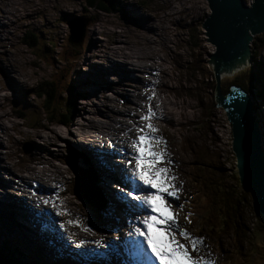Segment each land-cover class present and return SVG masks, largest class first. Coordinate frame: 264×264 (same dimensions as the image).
<instances>
[{"label":"rangeland","instance_id":"obj_1","mask_svg":"<svg viewBox=\"0 0 264 264\" xmlns=\"http://www.w3.org/2000/svg\"><path fill=\"white\" fill-rule=\"evenodd\" d=\"M117 1L123 4V8L120 5H112V11L108 12L88 7L87 0H0V56L2 52L3 54L7 53V59L4 61L0 59V61L8 67L14 79L23 84L24 89L21 96L23 98L26 97L24 99L18 97L20 90H17L19 91L18 93H13L7 87L6 82L0 79V180H5V175L12 179H6L7 185L3 182L0 183V200L9 197H18L20 199L21 192L24 193L30 190L37 193L36 201L42 196L47 197L48 195L51 198L53 197L52 189L59 186V191L54 198L58 207L61 210L66 208V197L69 202L71 201V206L73 205L71 212L68 209V213L61 216L69 220L70 218L76 219L77 214H79L81 225L84 226V222H86L87 226L90 224L89 227L92 232H95L101 238L102 230H99L97 226L102 219H100L93 204L89 201L88 203L82 196L81 179L73 177V180H71L66 174L62 178V176L57 175L56 167H69L67 164L70 158L68 144L80 138L81 135L79 136L78 134H81L84 128H87L86 130L89 132L93 131L99 135L103 134L105 137H116V140L127 141V137L122 136L121 133L127 128L125 125L129 127V119H123L120 116H117L118 118L114 117L109 110L107 111L108 113L105 112L104 117L101 113H96V108L101 105L110 106L116 112L123 111L126 103L121 104L122 102L118 100L115 102L111 101V97L119 91L118 89H113V87L115 88L121 81L127 83L124 86V91L129 94L132 93L130 79L113 72L109 62L116 59L110 54L128 50L136 59L140 52H131V48L122 46V44L131 43L130 47L144 52L148 48H142L140 43L151 41L153 36L158 33L161 38L169 36L171 42L173 40L169 45L171 51H164V53H167L168 58V73L164 77V82L169 86L170 91L168 89V93L163 88L162 93H159L165 99L164 104L158 103L157 100L155 102V99H152V104L157 107L153 106L156 110V119H160L163 112L166 116V119L162 120V122H157L158 120L154 119L152 123L154 122L153 124L156 128L158 127V132H167L166 141L173 146L175 156L176 158L178 157L179 173L183 177L185 189L189 193L186 207L192 210L193 215L190 217L192 222L188 224L183 216L180 218L179 223L181 225L186 224L195 230L207 234L212 246L204 243L206 251L202 249V253L209 256L212 260L218 259L219 264H243L238 250H241L246 255V264H264V224L256 219L257 214L253 213L250 202H247L245 207L239 206L233 210L230 208L231 211L228 210L226 204L220 203V199H223V197L228 199L230 170H233L235 165L233 158H237L235 156L236 153H233V145H231V125H229L223 108L216 103L214 64L210 62L211 55L215 53V46L206 39L207 35H205L204 28L201 26L198 34L201 38L198 41L199 48L194 47L187 36L188 26L201 23L207 14L210 13L207 1ZM145 2H147L146 5ZM113 3H116V1L113 0ZM184 7L186 10L178 13L179 9ZM138 14L149 18L150 22L141 21L137 17L139 16ZM68 18L73 19L78 26L84 25L81 39L76 38L74 40L78 44L76 48L69 44ZM177 20L178 22L181 21V23L176 24ZM156 24L157 26H155ZM150 26L153 28L152 33L145 31V28ZM29 33L38 36V43L31 44ZM257 36L264 37V32L253 35L248 43L250 45L253 42L249 51L250 54L252 51L253 53L261 52L263 56L255 57L258 59L252 61L251 68L256 67V65L264 67V49L259 46V44H262V40L260 39L258 42L253 40ZM92 42H96L97 46L93 47ZM79 44L81 45L79 46ZM90 46H92V52L90 51ZM149 47L151 52L145 53H150L154 57H159L163 54L161 44L152 45L153 51L150 44ZM94 53L103 56L109 55V58L98 60L93 58L92 55ZM84 56L91 57L90 60L95 62L92 68L86 63ZM171 57H173L172 61L169 60ZM249 57L252 59V55ZM203 58L206 59V62H202ZM192 59L198 62L199 66L195 68L199 69L201 78H198L197 73L194 74L188 68L190 66L192 69L194 65H197L194 61H191ZM99 67L108 68L109 70L103 72L99 70ZM247 68L250 67H243L230 74H222V78H232L241 70H247ZM128 69H131L129 65ZM131 75L141 76L137 71H134ZM198 79L207 84L204 90L199 89L202 87V83H198ZM106 81H109L111 89L106 88ZM37 86L40 87L44 94L41 93V96L36 97L32 91ZM73 86H75V90H70V87L73 88ZM257 86L264 91V76L261 74ZM142 88L148 89V94L151 93L149 88ZM52 89L53 91L54 89L56 90V99L52 97ZM98 89L111 92L98 94ZM141 92L143 93V91ZM246 94L252 101L255 117L258 118L256 121L261 125H259L261 130L259 138L260 140L262 139L264 150V97L257 95V88H253L251 93L246 91ZM95 96L96 98H94ZM85 97L87 98L85 99ZM153 98L156 97L154 96ZM70 100L74 104L72 102V107H67L69 113H66V115L70 114L71 120L69 124L65 125L57 120L56 111L64 113L66 106L62 104ZM86 102L87 105L85 104ZM158 107L159 110L162 108V111H159ZM19 108L24 110L25 118L20 116L19 111L21 110H18ZM75 109L78 112L80 111L77 116H74ZM94 114L96 117H94ZM136 114L140 116L135 113L136 118L138 117ZM121 120L123 123H121ZM37 132L41 135L39 138H36L38 136L36 135ZM51 138L53 141L55 139L58 140V143L52 145ZM74 145L71 147L76 153H79L74 148ZM44 148L55 152L54 158ZM34 153L48 156L52 162L46 163L45 159L38 160L27 157V155ZM173 157L174 154H168L165 161ZM59 158L61 162L58 161ZM165 161L162 162V166H167ZM195 161L199 163L196 164ZM203 162L211 165L212 168L202 167L201 163ZM221 165V173L226 176L219 173ZM45 170H48L47 173ZM193 178L197 181H194ZM30 185H36L38 188H32ZM45 186H49V188L46 189ZM5 194H7V197ZM73 195H75V199L72 197ZM36 205L33 209L32 224L36 223L42 226L44 223L47 227H52L51 229L55 232V235L60 237L53 221L60 216L51 214L42 201L40 203L36 202ZM229 207L231 206L229 205ZM18 208L22 212V208ZM80 211L82 213L86 212L87 218L82 216ZM27 214L29 215V213ZM27 214L25 213V215ZM4 215V212L0 214V223L6 219ZM68 220L66 221L68 228L79 232L78 226L69 224ZM5 223L7 222L5 221ZM80 228L83 230L82 227ZM2 230L4 229H1L0 232V248L4 242L12 241L11 239L22 240H16L20 243L25 240L23 233L20 232L22 230L18 226L14 225L12 229ZM27 233L30 238H35L41 244L43 240H47L48 243L53 244L55 247L59 245L53 240L52 235L51 238L47 237L44 234H40L38 230H34L33 233L31 231ZM108 240L113 243L111 238ZM26 243L28 245L25 244L22 248V252L25 248L29 252L25 253L26 255H32L31 252L39 248L37 244L28 241ZM93 245L91 247L94 250H100L101 245L97 246V249ZM48 247L49 249L44 251L45 254H49L52 258H58L59 255L54 253L56 249L53 250V247ZM14 254L17 256V251ZM111 260L118 262L114 257H111ZM26 262L24 260V263Z\"/></svg>","mask_w":264,"mask_h":264},{"label":"snow or ice","instance_id":"obj_2","mask_svg":"<svg viewBox=\"0 0 264 264\" xmlns=\"http://www.w3.org/2000/svg\"><path fill=\"white\" fill-rule=\"evenodd\" d=\"M234 5L240 6L242 0H234ZM68 23L75 33L76 23L68 18ZM264 76V68L261 69ZM0 79L4 80L7 87L16 93L23 91V84L14 79L12 73L2 61H0ZM154 89V85H151ZM147 91V89L145 90ZM155 96L153 90L145 96L147 101L143 107V114L136 118V122L129 121V127L121 133L127 136V142L119 145L112 141L107 144V151L113 157H119L114 161V168L119 171L123 186L116 185L117 194L122 198L126 206V214L131 217L128 221V233L126 242L131 243V255L135 264H215L207 255L204 237L194 235L186 227L179 223L180 213L173 208V203L180 200L181 189L176 184V177L169 167L162 166L167 158V142L158 134V129L152 123L157 118L152 99ZM134 115V114H130ZM134 133V134H133ZM171 164L170 159L167 160ZM43 188V186H41ZM59 186L52 189L53 197H40L36 202L50 205L51 210L57 216L68 213V209L61 210L55 202ZM32 192L31 196H36ZM177 207L183 210L184 205ZM143 213L138 215L137 213ZM191 211L184 214V220L191 224ZM69 224L81 225V218L77 214L76 219H69ZM64 228V223H60ZM156 229L158 234L153 233ZM83 230L92 233V229L84 223ZM95 235V233H92ZM69 240L81 247L87 243L85 239ZM93 244L100 246L103 239H95Z\"/></svg>","mask_w":264,"mask_h":264},{"label":"bare ground","instance_id":"obj_3","mask_svg":"<svg viewBox=\"0 0 264 264\" xmlns=\"http://www.w3.org/2000/svg\"><path fill=\"white\" fill-rule=\"evenodd\" d=\"M182 10H186V8L184 7V8H181V9H179V11H178V13H182ZM139 16H137L141 21H143V22H145V23H149L150 21H149V18H146L145 16H143L142 14H138ZM151 16V15H150ZM154 16V15H153ZM157 17V16H156ZM153 18V17H152ZM151 19V18H150ZM179 23H181V21L180 22H178V20L176 21V24H179ZM137 24V23H136ZM144 26V25H143ZM155 26H157V24L155 25ZM100 27V26H99ZM92 28V27H91ZM155 28V27H154ZM160 28V27H159ZM144 31V30H143ZM145 31L146 32H148V33H152V31H153V28L150 26V27H148V28H145ZM261 32H264V30L263 31H260V32H258V33H261ZM248 33H249V36H252L253 37V35L254 34H257V32H255V33H252V31H251V29L249 28L248 29ZM90 35V34H89ZM91 38V37H90ZM117 39V38H116ZM94 41H97V40H94ZM250 41V40H249ZM248 41V42H249ZM172 42H173V40H172ZM171 42V40H170V37L169 36H167V38H165V37H163V38H161L159 35H158V33L155 35V36H153V39L151 40V41H144V42H142V43H140V46L142 47V48H144V47H146V48H148L147 50H145L144 52H141V51H139L138 49H134L133 47H130V44L131 43H129V44H122V46H127V48H131V52H140L139 53V56L138 57H136V59L134 58V56H132L131 55V53L128 51V50H125L124 52H115V53H113V54H110V56H112L113 58H115L116 60L115 61H110L109 63H110V66L113 68V72L114 73H116V74H118V75H120V76H122V77H128L129 79H130V84H132L131 86H132V93L131 94H129V93H127V92H125L124 91V86L125 85H127V83H125V82H120V84L119 85H117L115 88L113 87V89H118L119 91L116 93V95H114L113 97H111V101L112 102H115L116 100H118V101H120V102H122L121 104H123V103H126V105H125V108H123V111L122 112H116V111H114L113 110V108L111 109L110 108V106H106L105 104V106H99V107H97L96 108V113H98V114H100L101 113V115L104 117V114H105V112H107L108 110L110 111V113L112 114V116H114V117H117V116H120V117H122L123 119L125 118V119H129V121L131 120V121H133V122H136V117H135V115H130V114H135V113H138L139 115H142V112H143V106H145L146 105V103H147V101L145 100V96L149 93L148 92V90L147 91H145L146 89H144V88H142V87H147V88H150V87H152L151 85H154V90H155V97L156 98H153V99H155V102H156V100L158 101V103H160V104H164L165 103V99L159 94V93H162L161 91H162V89L164 88V89H166V91H168V85L166 84V82H164V77L167 75V73H168V68H167V60H168V58H167V53H164V51L165 52H170L171 50V48H169V45H170V43H172ZM93 44V47L95 46H97V43L95 42H92ZM151 45V47H152V45H154V44H157V43H159V44H161L162 45V52H163V54L161 55V56H159V57H154V56H152L150 53H145V52H151V49H150V47H149V44ZM98 44H100V43H98ZM135 44V43H134ZM252 42H251V44L250 45H248L249 46V48H251V46H252ZM73 46V45H72ZM74 47V46H73ZM91 47V49H90V51L92 52V46H90ZM174 47V46H173ZM141 48V49H142ZM87 50V49H86ZM89 51V52H90ZM152 51H153V47H152ZM174 51V50H173ZM84 52H86V51H84ZM94 52H96V51H94ZM93 58H97L98 60L99 59H106V58H109V55H107V56H103V55H99L98 53H94L93 55ZM250 56V55H249ZM7 53L5 52L4 54H3V52H2V55L0 56V59H2L3 61L4 60H6L7 58ZM119 57H121V59H119ZM90 58L91 57H87V56H84V60H86L87 62L86 63H88L89 65H90V67L92 68L93 66H94V63L95 62H93L92 60H90ZM251 57H249V60H250V62H251V59H250ZM172 59H173V57H171V59H169L170 61H172ZM249 61H248V57L246 58V61H245V63L244 62H241V64H236L231 70H223V71H221V77H222V74H230L231 72H235V71H237V70H239V69H241V68H243V67H246V66H248L249 65V63H250ZM168 64H169V61H168ZM128 65L131 67V69H128ZM106 67H108V66H106ZM100 68V67H99ZM89 70H91V69H89ZM88 70V71H89ZM99 70H101V71H108L109 69L108 68H100ZM80 71V70H79ZM134 71H137L141 76H133V75H131L132 73H134ZM113 73V74H114ZM170 73V72H169ZM75 76V75H74ZM117 76V75H116ZM105 80V79H104ZM166 81V80H165ZM109 82V81H108ZM107 81H106V88H108V89H111V86H110V84L108 83ZM104 84V85H105ZM115 85V84H114ZM238 87H241V86H238ZM105 88V89H106ZM242 88V87H241ZM141 91H143V93L141 92ZM164 91V90H163ZM169 91H170V89H169ZM169 91H168V93H169ZM104 93V94H106L107 92H111V91H100L99 89H98V94L99 93ZM115 92V91H114ZM228 95V94H227ZM227 95H225V96H227ZM96 96H98V95H96ZM96 96L94 97V98H96ZM83 97V96H82ZM87 97H85V99H86ZM93 98V99H94ZM99 98V97H98ZM109 98V97H108ZM116 98V99H115ZM136 99H138V101H136L135 102V100ZM106 100H107V98H106ZM251 100V99H250ZM154 102V101H153ZM158 103H156V104H158ZM86 105H87V102L85 103ZM103 104V103H102ZM114 104V103H113ZM95 105V104H94ZM98 106V105H97ZM111 106H112V104H111ZM153 106H155V105H153ZM162 106V105H161ZM257 106V105H256ZM156 107V106H155ZM159 107H160V105H159ZM159 107H158V110H159ZM163 107V106H162ZM122 108V107H121ZM157 108V107H156ZM118 109V108H117ZM162 109V108H161ZM159 110V111H162V110ZM116 110V109H115ZM122 110V109H121ZM80 112V111H79ZM78 111H75V115L74 116H77V113H79ZM94 112V111H93ZM180 112V111H179ZM183 112V111H182ZM108 113V112H107ZM158 113V112H157ZM171 113V112H170ZM258 113V112H257ZM167 114V113H166ZM259 114V113H258ZM95 115V114H94ZM137 115V114H136ZM168 115V114H167ZM100 116V115H99ZM138 116V115H137ZM168 116H170V115H168ZM183 116V115H182ZM94 117H96V115L94 116ZM108 117H109V114H108ZM261 117V116H260ZM99 118V117H98ZM118 118V117H117ZM262 118V117H261ZM119 119H121V118H119ZM164 119H166V116H165V114H164V112H163V114H161V117H160V119H156V120H158L157 122H159V121H161L162 122V120H164ZM258 119V118H257ZM100 120V119H99ZM99 120H97V121H99ZM104 120V119H103ZM117 120V119H116ZM92 121V120H91ZM111 121V120H110ZM120 121V120H119ZM126 121H128V120H126ZM170 122V121H169ZM261 122V121H260ZM80 123V122H79ZM121 123H123L122 122V120H121ZM154 123V122H153ZM98 124V123H97ZM160 124V123H159ZM96 125V124H95ZM118 125V124H117ZM111 126V125H110ZM121 126H123V125H121ZM126 127H128L127 125H125ZM162 126H164L163 124H162ZM78 127V126H77ZM81 127V126H80ZM101 127V126H100ZM124 127V126H123ZM168 127V126H167ZM121 128V127H120ZM158 128V127H157ZM87 129V128H86ZM85 128H84V131L81 133V134H78L79 136H80V138L77 140V142H76V144L74 145V148H76V150L79 152V153H76L77 154V162H78V164H80V165H88L89 163H90V161H94V157H95V153H94V151H92V150H86L85 148H83V147H80L79 145H78V142L79 141H81V140H83V138L82 137H86L87 136V134H88V130H86ZM114 129V128H113ZM123 129V128H122ZM166 129H168V128H166ZM82 130V129H81ZM89 130H91L90 128H89ZM102 130V129H101ZM104 130V129H103ZM159 130V129H158ZM4 131V130H3ZM7 131V130H6ZM97 131V130H96ZM108 131H109V129H108ZM167 131V130H166ZM57 132V131H56ZM100 132V131H99ZM102 132V131H101ZM113 132V131H112ZM95 133V132H94ZM116 133V132H115ZM114 133V134H115ZM158 133H167V132H165V131H159ZM50 134V133H49ZM107 134V133H106ZM110 134V133H109ZM134 134V133H133ZM261 134V133H260ZM263 134V133H262ZM36 135H38V136H36V138H39L41 135H40V133L39 132H37V134ZM78 136V137H79ZM100 137H105L103 134H100L99 135ZM107 136V135H106ZM35 137V136H34ZM127 137V136H126ZM263 137V136H262ZM46 138V137H45ZM44 138V139H45ZM77 138V137H76ZM108 138V140L109 141H112V142H114L115 144H119V143H124L123 141H119V140H116L115 138H112V137H107ZM120 138V137H119ZM121 138H123V137H121ZM49 139V138H48ZM52 139V138H51ZM58 139H60V138H58ZM90 139V138H89ZM118 139V138H117ZM31 140V139H30ZM75 140V139H74ZM47 141V140H46ZM55 141V142H54ZM53 141V139L51 140V142H52V145H56V143H58V140H54ZM125 141V140H124ZM127 142V141H126ZM99 143L97 142V145H98ZM88 148H91V145L89 144L88 145ZM72 149H73V147H72ZM36 150V149H35ZM44 150L49 154V155H51L53 158H54V156H55V152H53V151H50V149L48 150V149H46V148H44ZM74 150V149H73ZM75 151V150H74ZM39 153H40V151H39ZM39 153H34V154H29V155H27V157L28 158H30V159H33V158H36V159H38V160H43V159H45V161H46V163L47 162H52L51 160H49V158L50 157H48V156H42L41 154L40 155H36V154H39ZM234 154L236 153L235 151L233 152ZM179 154V153H178ZM233 154V155H234ZM180 155V154H179ZM178 158V157H177ZM34 161V160H33ZM58 161L59 162H61V160H60V158L58 159ZM109 160H102L101 161V163H100V165L102 166V165H104L106 162H108ZM7 162V161H6ZM32 162V161H31ZM58 162V163H59ZM8 163V162H7ZM26 163H28V162H26ZM37 163V162H36ZM45 163V162H44ZM55 163V162H54ZM31 164V163H30ZM42 165H44V164H42ZM51 165H52V163H51ZM57 165V164H56ZM56 165H55V167H56ZM29 166V165H28ZM46 166V165H45ZM8 167V166H7ZM65 167V166H64ZM53 168V167H52ZM7 169V168H6ZM13 169V168H12ZM55 169V168H54ZM94 169V173H95V180H94V185H95V190L102 196V198H103V200H104V202H108V201H111V202H113V201H115V195L116 194H114V193H112L111 192V190H110V188H109V186L107 185V178H108V174H107V170L106 169H104L103 167H94L93 168ZM50 170H51V168H50ZM39 171V170H38ZM42 171V170H41ZM46 171V170H45ZM48 171V170H47ZM47 171H46V173H47ZM32 172V171H31ZM224 172V171H223ZM15 173V172H14ZM20 173V172H19ZM35 173V172H34ZM56 173H57V175H59V176H62V178H63V176L66 174L71 180H73V171H72V169L71 168H69V167H65V168H58V167H56ZM225 173V172H224ZM16 174V173H15ZM39 174V173H38ZM18 175V174H17ZM48 175V174H47ZM52 175V174H51ZM54 175V174H53ZM56 175V174H55ZM25 176V175H24ZM38 176V175H37ZM36 176V177H37ZM30 177V176H29ZM49 177V176H48ZM51 177V176H50ZM57 177V176H56ZM66 177V176H65ZM45 178H47V177H45ZM55 178V177H54ZM27 179V178H26ZM42 179V178H41ZM43 180V179H42ZM52 180H54V179H52ZM57 180V179H56ZM62 181H63V179H62ZM1 182H3V183H6V181L5 180H0V183ZM30 182V181H29ZM40 182V181H39ZM49 182H50V178H49ZM59 182H60V180H59ZM48 183V182H47ZM46 183V184H47ZM56 183V182H55ZM43 184H45V183H43ZM52 184V183H51ZM65 184V183H64ZM6 185H7V183H6ZM11 185V184H10ZM49 185V184H48ZM1 186V185H0ZM31 186V185H30ZM54 186V185H53ZM3 187V186H2ZM5 187V186H4ZM24 187V186H23ZM28 187V186H27ZM32 187V186H31ZM46 187V186H45ZM64 188H66L65 186H63ZM110 187H112V186H110ZM26 188V187H25ZM113 188V187H112ZM89 189H90V185H88V183H85V184H82V188H81V191H82V193H83V195H87L88 194V192H89ZM114 189H116V187H114ZM30 190V189H29ZM39 190V189H38ZM44 190V189H43ZM66 190V189H65ZM65 190H63V191H65ZM20 191V190H19ZM22 193V192H21ZM69 193V192H68ZM6 195V197H7V194H5ZM42 196V195H41ZM5 197V196H4ZM46 197V196H45ZM47 197H48V195H47ZM56 197V196H55ZM72 197H74V199L76 198L75 197V195H73ZM67 198V197H66ZM4 201H6L5 203H3ZM60 201V200H59ZM63 201V200H62ZM66 201V208L67 209H69L70 210V212L72 211L71 210V208H72V206H71V201L69 202L68 200H65ZM60 203V202H59ZM63 203V202H62ZM61 203V204H62ZM22 201L20 200V199H18L17 197H9V198H4V200H0V213H2V212H4V213H6V214H8L10 217H11V219H12V221H13V224L15 225V226H18L19 227V225H18V220L20 219V220H22V219H24V220H26L27 218L29 219V217L32 215V214H34L33 213V207H31V206H28V208H30L29 210H31L32 212H29V215L27 214V212H26V214L27 215H25V213H22L21 211H20V209L18 208V207H21L22 208ZM37 206V205H36ZM62 207H64V206H62ZM82 208V207H81ZM117 208V207H116ZM47 209L49 210V212L51 213V214H53V215H56L55 214V212L53 211V210H51V207H50V205H47ZM119 209V208H118ZM120 211H122V209H119ZM38 214V213H37ZM82 214H86V212H83ZM111 214V216L116 220V216H115V214H113L112 212L110 213ZM40 216V215H39ZM43 218V217H42ZM89 218V217H88ZM52 222V221H51ZM117 222V221H116ZM32 223V222H31ZM41 224V223H40ZM30 229H29V231H27V232H32L33 233V231L34 230H38L39 231V233L40 234H44L45 236H47V237H50L51 238V235H52V237H53V240L57 243V244H59V245H56V247H57V249H59V248H63V250H64V252H65V249H66V247H65V245H63V243H61L59 240H58V238H57V236L55 235V232L51 229L52 227H47V225H44V223L42 224V226L41 225H38V224H36L35 226H32V227H29ZM22 230V229H21ZM78 230H79V232L78 233H80V234H84V231L78 226ZM21 233H23V231H20ZM34 240H35V238H33ZM14 240H18V239H14ZM19 241V240H18ZM36 241V240H35ZM103 243L105 244V243H109L108 245H109V247L108 248H110V250H112L113 249V246L111 247V245H113V243L112 242H110L109 240H104L103 241ZM41 248H42V250H43V252L44 251H46V250H48L49 249V247L48 246H46L45 244H44V242H42V244H41ZM96 249H97V245H93ZM86 249V247H84V249L83 250H85ZM98 251H101L102 249H101V247H100V250L99 249H97ZM45 253V252H44ZM46 255V257H47V261H46V263L47 264H54V260L55 261H57V259L58 258H52V257H50V255L49 254H45ZM71 255V253H70V250H68L67 252H66V259H65V262L66 263H68L69 262V260H68V258H69V256ZM111 257H112V255H105V258H104V263H106V264H109V263H112V264H120V263H118V262H113L112 260H111ZM108 258V259H107ZM54 259V260H53ZM103 261V260H102Z\"/></svg>","mask_w":264,"mask_h":264},{"label":"water","instance_id":"obj_4","mask_svg":"<svg viewBox=\"0 0 264 264\" xmlns=\"http://www.w3.org/2000/svg\"><path fill=\"white\" fill-rule=\"evenodd\" d=\"M210 13L202 22L206 39L215 46L211 55L216 80V101L223 108L230 123L232 149L236 152L237 168L245 190L252 192V206L264 216V154L262 150L260 128L254 114V107L246 91L232 86L227 96L220 92V72L231 70L236 64L249 61L248 29L252 33L264 30V0H242L240 6L234 0H206ZM69 40L73 46L76 38L81 39L84 25H76L73 33L69 23ZM75 167V163H72ZM81 179V183L84 181ZM82 193V191H81ZM70 194V193H69ZM82 196L95 203L91 197ZM68 200V198H66ZM88 202V203H89ZM60 220V218H59Z\"/></svg>","mask_w":264,"mask_h":264},{"label":"trees","instance_id":"obj_5","mask_svg":"<svg viewBox=\"0 0 264 264\" xmlns=\"http://www.w3.org/2000/svg\"><path fill=\"white\" fill-rule=\"evenodd\" d=\"M115 1H116V3H113V0H87V4H88V7H92V8L99 9L100 11H108V12L112 11V7H111L112 5H115V6L120 5L121 8H123V6H122L123 4L121 2H119L117 0H115ZM141 1L143 2L146 0H141ZM146 4H147V2H145V5ZM110 9H111V11H110ZM200 26H201V23H198L194 26H188V28H187L188 39H190L192 41V45L194 47H197V48L200 47V45L198 44V41L201 40V38L198 36V34L200 33L199 32ZM29 35H30L31 44L34 45V44L38 43V38L36 37L35 34L29 33ZM263 38L264 37L257 36L255 39H253L255 41L257 40V42L260 41V39L262 40V44H259L261 49L262 48L264 49V39ZM253 56H256V57L260 56L261 57V52L254 53ZM191 61H194L197 65H194L192 69L190 66L188 68L190 70H192L194 72V74L197 73L198 78H201V75L199 74V69L195 68V67L199 66L197 60L192 59ZM202 62H206V59L203 58ZM262 68L263 67H261L260 65L259 66L256 65V67H254V68L250 67V68H247V70H241L236 76H234L232 78H222L221 82H220V89H219L220 92L225 93L228 89L231 90L232 86H241L244 90H246L249 93L252 92L253 88H257V95L262 97L263 96L262 89H259L257 86V83H258V80L260 77L259 74H260V71ZM212 79L214 80L213 76H212ZM198 83H202V87L199 88L201 90H204V87L205 88L207 87V84H204L202 81H200V79H198ZM213 87H214V84H213ZM215 89H216V87H215ZM70 90H75V86H73V88L70 87ZM205 91H206V89H205ZM18 92L19 91H17V93ZM32 92L34 93L33 95L36 97L44 94V92L40 89L39 86H37V88L35 90H33ZM55 92H56L55 89H54V91H53V89L51 90L52 97H54L56 99L57 94H55ZM204 93H203V95H204ZM21 94H22V91L19 92L18 97L23 98L21 96ZM202 96H200V97H202ZM24 98H26V97H24ZM72 102L73 101L70 100V101L62 104L64 106H66V110L63 111L64 113H62L58 110L56 111L57 120L60 123H63L65 125L70 123L71 116H70V114L66 115V113H69L67 110V107H72L71 106ZM73 104H74V102H73ZM18 110H21V111H19L20 116L22 118H25L26 114H25L24 110H22L20 108ZM75 111H76V109H75ZM75 111H74V113H75ZM53 121H54V119H53ZM233 161H234V158H233ZM195 163L198 164L199 162L195 161ZM201 166L207 167V168H212L211 165H207L204 162L201 163ZM221 168H222V165L219 167V173L221 175H224L221 173ZM224 176H226V175H224ZM193 180L197 181L195 178H193ZM229 180H230V182H229V187H228V189H229L228 199L227 198L224 199V197H223V199H220V203L226 204L228 210H230V208L233 210V209H236L239 206H241L240 201H242V202L247 201L248 197L250 195L248 192H246L242 189L234 167H233L232 172L230 170ZM229 205L231 207H229ZM189 211H192V210L189 209ZM219 214H220V210H219ZM256 219H258L259 221H261L264 224V218L262 216H257ZM19 241H22V240H19ZM25 244H27V243H25L24 241L22 243H20V242H17L16 240L4 242V244L0 248V264H44L36 256V254H34V253L32 254V252H31L32 255L26 256L23 252L20 251V249ZM16 251H17V256H15V254H14V252H16ZM238 253L242 257L243 264H246L245 263L246 255H244V253L241 250H238ZM7 255H9V257H7ZM24 260H26L27 262L24 263Z\"/></svg>","mask_w":264,"mask_h":264},{"label":"clouds","instance_id":"obj_6","mask_svg":"<svg viewBox=\"0 0 264 264\" xmlns=\"http://www.w3.org/2000/svg\"><path fill=\"white\" fill-rule=\"evenodd\" d=\"M246 1V0H245ZM247 2V4H248V2H250V1H246ZM110 11H111V9H110ZM205 19V18H204ZM203 19V20H204ZM203 20H202V22H203ZM202 22H201V27H202ZM70 33V32H69ZM37 38H38V36H36ZM69 44L70 45H73V44H71L70 42H69ZM74 45H77L78 46V44L76 43V44H74ZM81 44H79V46H80ZM77 46H74L75 48L77 47ZM263 51V50H262ZM253 51H252V53L250 54V55H252V57H254V59L252 60L251 58V62L249 63L250 65H248V67H251V63H252V61H254V60H256V59H258V58H255L256 56H253ZM262 54V53H261ZM263 56V54L261 55V57ZM257 66H259V65H257ZM247 67V66H246ZM264 68V67H263ZM260 74H261V71H260ZM260 74H259V76H260ZM259 81V80H258ZM229 91L230 90H227L225 93H221V95H227L228 93H229ZM262 93H263V96L262 97H264V91L262 90ZM80 95H81V93H80ZM215 96H216V94H215ZM217 103V102H216ZM218 104V103H217ZM255 112H256V108H255ZM257 114V113H256ZM257 119V118H256ZM228 120V119H227ZM257 123H258V121H257ZM229 125H230V123H229ZM258 125H260L259 123H258ZM261 126V125H260ZM260 128V127H259ZM260 132H261V130H260ZM99 134H97V136H98ZM92 143H94V145H93V147H92V151H94V153H95V157H94V161H92V164H88V165H80V164H78V162H77V154H76V152L74 151V150H72V151H69V153H70V158H69V161L67 162V164L69 165V167L72 169V171H73V173L75 174L73 177H75V179L77 178L78 179V176L79 177H81L82 179H83V181H84V183L83 184H85V183H88V185H90V189H89V192H88V196L87 197H91L92 199H93V202L95 203V208H96V210H97V212H98V215L100 216V219L102 218V207H101V205H100V202H99V200H98V196L100 195L96 190H95V185H94V180H95V173H94V166H95V158L97 159V158H100L101 160L103 159V158H106V156L107 157H109V158H107L106 160H109L108 162H106L105 164H104V169H106L107 170V174H108V178H107V185L109 186V188H110V190H111V192L113 193V191H114V186H115V184H112V182H109V180L110 179H113L114 178V180H116V183L117 184H120V181H121V178H120V175H119V171L117 170V169H115L114 168V161H115V159H114V157L112 156V155H110V153L107 151V145L105 144V139L104 138H102V137H99V139L97 138V139H95V140H92L91 141ZM97 142L99 143L98 145H97ZM88 143H90L89 141H88ZM231 145H232V143H231ZM261 145H262V139H261ZM41 148H43V147H41ZM262 148H263V146H262ZM104 154H109V155H104ZM236 156V155H235ZM235 161H236V158H234V163H235ZM75 163V167H73L72 166V163ZM94 164V165H93ZM91 166H93V168L91 167ZM234 168H235V171H236V174H237V177H238V180H239V182H240V185H241V187H242V189L244 190V191H246V192H248L249 193V197H248V200L247 201H245V202H242V201H240V203H241V206H243V207H245V204L247 203V202H250V204H251V207H252V210H253V213H256L257 214V216H262L263 218H264V216L262 215V213H260V211H257V210H255L254 209V207L252 206V192L250 191V190H245L244 189V185L242 184V182H241V180H240V176H239V173H238V168H237V166H236V164L234 165ZM231 172H232V170H231ZM82 175V176H81ZM5 177V181H6V179H7V176L5 175L4 176ZM8 180V179H7ZM4 184H6V183H4ZM110 186H112V187H110ZM35 198H36V196H35ZM37 199V198H36ZM112 203L113 202H111V201H108L107 202V204H111L112 205ZM22 209L23 210H25L24 208H23V205H22ZM31 212V211H30ZM80 214L82 215V216H84V217H86L87 218V216L86 215H84V214H82V212L80 211ZM88 215V214H87ZM57 218H60V220H61V222H63L64 223V225L66 226V227H68L67 225H66V221L68 220L66 217H63V216H60V217H57ZM29 219L30 220H32L33 219V215H31L30 217H29ZM28 218L26 219V220H24V219H22V220H20V221H24V222H26L27 220H29ZM105 221V219H102V221H100V224L97 226V228L99 229V230H104V227H102V224H103V222ZM85 223V222H84ZM54 225V224H53ZM55 226V225H54ZM89 226H90V224H89ZM23 227H26V224H24V226ZM80 227H82L83 228V226L81 225ZM30 229V228H29ZM29 229L27 230V229H25L26 230V232L27 231H29ZM190 232H192L194 235H200V234H202L209 242H208V244L209 245H211L212 246V244H211V240L209 239V237L207 236V234L206 233H204V232H201V231H198V230H195V229H193V230H190ZM57 234L59 235V233H58V231H57ZM20 237H25V235H23V236H21V235H19ZM121 236H123V234L120 232V233H118V238L119 237H121ZM29 237V238H28ZM28 237H25V240H24V242L26 243V241H29V239H30V236H28ZM58 237V236H57ZM12 241H14V239H11ZM105 240H107V238L105 239ZM62 243V242H61ZM124 244H126V240L124 241ZM28 245V244H27ZM39 246V248L38 249H36L34 252H32V254L34 253V254H36V256L44 263V264H47L46 263V261H47V257H46V255H45V253L43 252V250H42V248H41V245H38ZM23 248V247H22ZM22 248L20 249V251L22 252ZM56 249V248H55ZM55 249H53V250H55ZM57 250V249H56ZM71 251V250H70ZM23 253L25 254H27V253H29V252H27V250H26V248L24 249V251H23ZM54 253H56V254H58V250L57 251H55ZM25 254V255H26ZM105 255H110V253H108V254H104V255H102V256H99V258H98V260H97V262L99 261L100 263H102V264H106V263H104V258H105ZM130 255V254H129ZM26 256H30V255H26ZM112 257H114L115 259H118L117 261L120 263V264H124V262L122 261V257H125V252L124 251H120V250H116V254H112ZM69 258L71 259V261H72V257H70L69 256ZM108 259V258H107ZM103 260V261H102ZM216 262H218L219 263V261H218V259H216ZM109 264H112V263H109Z\"/></svg>","mask_w":264,"mask_h":264}]
</instances>
